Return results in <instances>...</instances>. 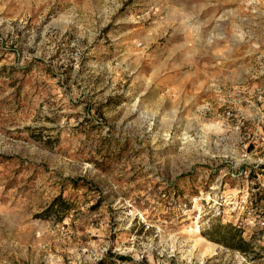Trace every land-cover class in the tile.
Wrapping results in <instances>:
<instances>
[{
  "label": "rangeland",
  "instance_id": "374dc122",
  "mask_svg": "<svg viewBox=\"0 0 264 264\" xmlns=\"http://www.w3.org/2000/svg\"><path fill=\"white\" fill-rule=\"evenodd\" d=\"M0 264H264V0H0Z\"/></svg>",
  "mask_w": 264,
  "mask_h": 264
},
{
  "label": "trees",
  "instance_id": "16d2710c",
  "mask_svg": "<svg viewBox=\"0 0 264 264\" xmlns=\"http://www.w3.org/2000/svg\"><path fill=\"white\" fill-rule=\"evenodd\" d=\"M230 235L228 239L230 238V242L224 241L226 245L236 248L243 253H247L249 248V242H247L242 236L240 235L239 231L236 228H233V230L229 231Z\"/></svg>",
  "mask_w": 264,
  "mask_h": 264
},
{
  "label": "bare ground",
  "instance_id": "6f19581e",
  "mask_svg": "<svg viewBox=\"0 0 264 264\" xmlns=\"http://www.w3.org/2000/svg\"><path fill=\"white\" fill-rule=\"evenodd\" d=\"M202 241H204L206 244L209 242V241H207L205 238H202ZM204 242H203V243H204ZM203 243H201V244H203ZM209 243H210V242H209ZM202 247H203V245H202ZM202 249H203V248H202ZM202 249H201V250H202ZM201 254H202V253H201Z\"/></svg>",
  "mask_w": 264,
  "mask_h": 264
},
{
  "label": "crops",
  "instance_id": "0c3cea01",
  "mask_svg": "<svg viewBox=\"0 0 264 264\" xmlns=\"http://www.w3.org/2000/svg\"><path fill=\"white\" fill-rule=\"evenodd\" d=\"M182 77V76H181Z\"/></svg>",
  "mask_w": 264,
  "mask_h": 264
}]
</instances>
